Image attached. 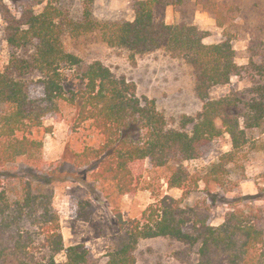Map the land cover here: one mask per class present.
<instances>
[{
  "label": "trees",
  "instance_id": "trees-1",
  "mask_svg": "<svg viewBox=\"0 0 264 264\" xmlns=\"http://www.w3.org/2000/svg\"><path fill=\"white\" fill-rule=\"evenodd\" d=\"M163 3L166 0L137 1L134 19L122 21L97 20L90 4L80 18L70 19L63 0H20L17 14L3 7L5 39L13 52L9 66L0 71V264H96L86 244L64 242L52 182L66 170L60 166L40 175L28 164L44 149L37 133L45 119L60 112L64 103L76 108L77 125L88 122L101 137L98 145L72 153L75 167L68 172L88 173L89 187L99 184L120 197L137 191L133 168L146 160L169 169V188L193 182L198 186L200 181L209 191L217 183L224 185L226 161L247 144V129L263 125L264 58L250 62L263 79L257 97L247 102L245 113L235 115L237 104L231 99L209 97L210 89L230 83L241 71L231 41L207 43L208 32L196 25L159 21L156 8ZM67 25L73 35L97 33L108 46L129 49L133 60L162 48L182 53L200 70L203 110L184 115L179 128L168 127L156 102L139 97L135 84L117 78L101 61L86 64L67 50ZM29 47L34 48L30 58L18 56ZM33 69L40 74L37 81L16 77ZM34 84L42 88L40 96L33 94ZM225 132L231 135L233 150L203 175H193L185 161L201 158ZM17 163L27 164V174L16 176L19 191L12 195L7 184L14 176L7 167ZM259 200L262 203H233L219 226L190 213L171 196L150 204L141 217L126 219L120 214V233L111 240L106 264H136L140 240L160 236L200 245L197 264H264V194ZM81 204L88 213L80 217L88 221L95 208L89 201Z\"/></svg>",
  "mask_w": 264,
  "mask_h": 264
},
{
  "label": "rangeland",
  "instance_id": "rangeland-1",
  "mask_svg": "<svg viewBox=\"0 0 264 264\" xmlns=\"http://www.w3.org/2000/svg\"><path fill=\"white\" fill-rule=\"evenodd\" d=\"M20 0H0V71L10 64L12 50L5 39V22L2 9L9 7L17 14ZM140 0H63L68 17L80 18L84 7H92L94 17L100 21L132 20L134 6ZM156 8L159 21L168 24L196 25L208 32L207 43L230 40L236 51V61L241 67L230 83L213 87L209 97H227L237 104L235 115L247 111V102L257 97L256 88L263 79L251 67V60L261 62L264 58V0H166ZM217 10V11H215ZM65 47L80 56L86 64L101 61L117 78H125L137 87V95L156 102L158 110L165 116L170 128H179L184 115L196 116L203 110L204 101L199 95L200 70L189 63L182 53L165 48L137 55L133 60L131 51L122 47L108 46L97 33L73 35L67 25L63 34ZM34 52L29 47L17 52L21 58H30ZM26 82L37 81L40 74L32 70L26 75L16 76ZM34 95L40 96L39 84L32 86ZM76 108L69 103L61 111L49 115L44 127L37 133L44 142V149L35 161L34 168L41 175L62 166L64 171L52 182L54 207L60 214L61 231L66 246L86 244L95 257L96 264H106L111 240L120 233L118 215L126 219L138 218L152 203L171 196L198 214L212 226L225 220L232 204L237 201L262 203L264 194V123L261 127L247 129L248 142L237 150L234 158L226 161L224 185L215 184L211 191L200 181L185 188H169V169L156 167L149 160L133 168L137 191L118 196L104 186L94 183L92 178L68 171L74 170L72 153L86 146L98 145L100 135L90 125H77ZM233 150L231 135L225 132L215 138L199 159L185 161L186 167L195 176L203 175L209 166ZM26 163L7 167L14 179L7 187L10 194L19 191L16 176L27 174ZM39 169V171H38ZM3 174V173H2ZM28 176V175H27ZM89 201L95 210L88 221L81 214L88 212L81 202ZM83 215V216H84ZM200 245L191 246L169 236L141 239L135 252L136 264H197Z\"/></svg>",
  "mask_w": 264,
  "mask_h": 264
}]
</instances>
